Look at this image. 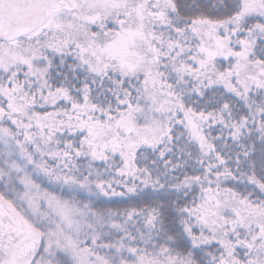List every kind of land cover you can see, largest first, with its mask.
<instances>
[{
  "label": "snow or ice",
  "instance_id": "obj_1",
  "mask_svg": "<svg viewBox=\"0 0 264 264\" xmlns=\"http://www.w3.org/2000/svg\"><path fill=\"white\" fill-rule=\"evenodd\" d=\"M0 264H264V0H0Z\"/></svg>",
  "mask_w": 264,
  "mask_h": 264
}]
</instances>
